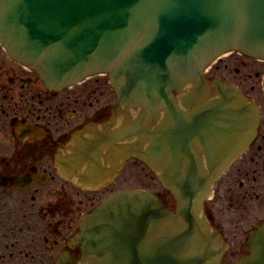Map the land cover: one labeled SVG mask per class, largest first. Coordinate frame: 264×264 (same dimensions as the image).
I'll list each match as a JSON object with an SVG mask.
<instances>
[{
    "label": "water",
    "instance_id": "95a60500",
    "mask_svg": "<svg viewBox=\"0 0 264 264\" xmlns=\"http://www.w3.org/2000/svg\"><path fill=\"white\" fill-rule=\"evenodd\" d=\"M0 41L50 90L109 75L118 98L113 122L123 126L110 141L73 151L71 167L90 162L82 183L111 174L101 144L138 140L148 151L137 145L128 153L176 200L173 214L149 192L107 197L80 224V264H220L223 241L203 217L215 170L202 172L194 150L201 144L213 162L227 158L232 137L254 117L235 112L223 88L211 103L204 72L230 52L264 60V0H0ZM186 89L180 101L173 94ZM249 251L236 264H264V225ZM59 264L79 263L64 255Z\"/></svg>",
    "mask_w": 264,
    "mask_h": 264
},
{
    "label": "flooded vegetation",
    "instance_id": "af4514ba",
    "mask_svg": "<svg viewBox=\"0 0 264 264\" xmlns=\"http://www.w3.org/2000/svg\"><path fill=\"white\" fill-rule=\"evenodd\" d=\"M263 75L264 63L238 55L219 60L208 74L210 83L232 86L257 104L260 114L251 144L227 166L205 206L210 227L227 245L222 264L246 256L264 223ZM113 99L101 77L50 92L0 45V264H58L80 216L100 195L64 181L56 154L74 133L107 121ZM71 255L78 259L79 249Z\"/></svg>",
    "mask_w": 264,
    "mask_h": 264
},
{
    "label": "rangeland",
    "instance_id": "374dc122",
    "mask_svg": "<svg viewBox=\"0 0 264 264\" xmlns=\"http://www.w3.org/2000/svg\"><path fill=\"white\" fill-rule=\"evenodd\" d=\"M120 189H146L150 190L156 194H159L161 197L165 198V201L169 204V206H174V201L171 195L165 191L160 184L156 181V179L149 173L147 170L139 169V172L133 171V173H129L123 175L115 184V186L111 190H120ZM107 191L103 193V195H107Z\"/></svg>",
    "mask_w": 264,
    "mask_h": 264
}]
</instances>
